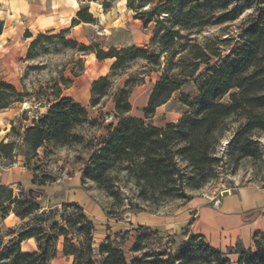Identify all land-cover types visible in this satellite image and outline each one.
Returning <instances> with one entry per match:
<instances>
[{
    "label": "trees",
    "instance_id": "16d2710c",
    "mask_svg": "<svg viewBox=\"0 0 264 264\" xmlns=\"http://www.w3.org/2000/svg\"><path fill=\"white\" fill-rule=\"evenodd\" d=\"M234 1L240 3L233 4ZM136 3L149 4L147 9L137 8L135 18L142 21L143 27L155 22L156 33L151 41L154 43L155 38H160L163 42L158 53L148 55L146 48L136 46L91 51L97 58H114L111 69L139 56L149 63H158L162 53H165L166 61L171 62L168 56L170 48L171 56L179 53L175 61L176 71L163 70L154 84L143 108L145 116L154 113L155 108L165 103L172 92L194 78L201 63L206 66L204 78L197 83L198 95L192 101L187 96H181L180 100L189 107V111L184 112L176 122L163 127L125 115L130 110L128 97L133 79L127 78L114 94V108L120 118L114 126L108 127L98 148L89 155L82 169L81 182L92 180L108 195L117 197L118 190L110 173L123 171L131 177L136 188L137 201L131 202L129 208L142 210L143 202L157 204L172 198L186 201L192 197L187 195V188L197 189L215 175L219 158L214 155V147L218 133L225 129L230 118L243 120L229 143L232 154L237 158L258 159L261 156L259 142L252 138V133L264 132V0H126L129 8ZM253 4L257 8L250 23L241 31L242 44L230 53V57L226 55L220 63L210 64V56H218L219 52L209 45H199L190 35L209 23L231 21L244 7ZM109 6V0L102 1L104 9ZM92 20L91 13L79 8L72 22ZM181 31L185 33L181 34ZM40 37L43 35L38 34L36 40ZM47 37H59L64 42L75 43L59 33ZM183 39L186 47L181 44ZM88 49L91 46H79L81 51ZM182 49H186L187 53H182ZM108 80V75H103L92 83V104L106 95ZM61 81L68 87L69 79L62 78ZM52 88L53 97L47 99L46 111L33 118L32 124L23 133L24 166L32 171L39 168L30 160L39 157L40 148L80 141L81 136L74 132V128L88 120L87 111L80 103L62 96V89L57 83ZM27 95V92L23 93L0 80V109L22 101ZM14 149V142H0V156L3 158L11 154L14 156ZM180 162L185 164L184 168ZM50 181L49 176L43 174L38 184ZM4 187L0 185V195L5 191ZM40 197V194L29 196L26 193L24 198L13 199L12 190L8 189L4 199H0L2 219L9 213L6 203H13L12 213L16 217L24 220L33 216L35 222L23 226L18 232L16 227L9 228L8 235H17L6 243L4 236L0 235V261L5 259L6 264H50L49 247L61 235L64 237L65 254L72 256L70 264H234L228 256L231 253L237 256L235 264H264V229L254 232L253 248L244 249L238 245L224 252L210 245L203 235L193 233L192 240L182 241L184 244L181 243L175 252L148 251L136 262H128L121 247L113 245L109 237L97 248L93 246L94 224L79 204H61L62 213L58 218L57 207L35 215L40 208L36 202ZM69 208L74 209V213L65 214ZM69 234L71 238L67 237ZM32 237L38 249L22 251L21 242ZM73 238L77 245L70 242Z\"/></svg>",
    "mask_w": 264,
    "mask_h": 264
},
{
    "label": "rangeland",
    "instance_id": "374dc122",
    "mask_svg": "<svg viewBox=\"0 0 264 264\" xmlns=\"http://www.w3.org/2000/svg\"><path fill=\"white\" fill-rule=\"evenodd\" d=\"M102 1L90 3L89 9L88 3L80 5L84 12L87 10L92 13L93 20L78 21L83 23L77 30L63 26L52 31L26 29L12 32V17L7 15L8 1L0 0V80L28 93L22 101L0 109V142L15 143L14 156H0V185L5 186L0 199H4L8 189L12 190L13 199L24 198L29 187L42 190L44 194L36 201L40 208L35 215L57 207L59 211L56 218L62 213L61 204L80 203L84 213L94 224L93 246L97 248L99 243L109 237L113 245L121 247L128 262H136L145 252H175L182 241L192 240L193 233L189 225L181 230L169 227L168 219L175 215L178 206L185 201L182 198H172L157 204L143 202L142 210L131 209L129 204L137 200L136 188L130 176L123 171L110 173L115 189L118 190V196L112 197L92 180H86L82 184V169L87 164L89 155L98 148L101 138L107 134L108 127L114 126L120 118L114 108L113 97L127 78L133 79L134 84L128 97L130 110L125 115L139 117L146 124L163 127L167 123L176 122L184 112L189 111V107L180 100L181 96H187L192 101L198 95L197 83L204 78L206 66L201 63L194 78L172 92L165 103L155 108L154 113L145 116L143 108L154 84L163 70L176 71L175 61L179 53L171 56L170 48L168 56L171 57V62H167L165 53H162L158 63H149L139 56L111 69L114 58H97L91 50L100 48L107 51L111 47L121 49L136 46L146 48L147 54L151 55L158 53L163 42L160 38H155L154 43L151 41L156 33L155 22L143 27L142 21L135 18V10L147 9L148 3H136L133 8H129L126 0H109L110 6L104 9ZM256 8V4L246 6L235 19L221 24L209 23L190 35L199 45H209L212 50L219 52L218 56H210V64L220 63L226 55L230 57V53L242 44L241 31L250 23ZM5 25L7 32L2 33ZM58 33L64 39L73 40L75 43L64 42L59 37H47ZM184 33L181 31V34ZM38 34L43 37L36 40ZM181 41L182 46L186 47L185 39ZM80 45L91 46V49L81 51ZM182 53H187V50L182 49ZM103 75L109 77L108 92L92 104V83ZM62 78L70 80L68 87L64 86ZM55 83L61 87L62 96L71 97L86 109L88 120L74 128V132L81 136L80 141L64 146L46 145L40 148L39 157L30 160V163L39 165V168L32 171L24 166L23 133L32 124L33 118L46 111V101L53 97L52 86ZM242 122V119L227 120L225 129L218 133L214 147V155L219 158L215 175L197 189L187 188V195L213 196L214 201L218 202L222 195L243 186L264 187V132L252 133V138L259 142L261 156L258 159L237 158L230 151V140ZM180 165L182 168L185 166L182 162ZM43 174H47L52 181L38 184ZM33 194L36 196L39 193L35 191ZM6 205L9 206L10 217L4 221L0 213V235L4 236V243L17 235H8L9 228L16 227L15 231L18 232L23 226L35 223L33 216L24 220L15 218L12 213L13 203ZM74 211L69 208L65 214ZM67 237L71 238L72 235ZM70 242L77 245L74 238ZM64 247V237L58 235L49 247L50 264L72 262V256L65 254ZM20 248L22 251L38 249L33 237L23 240ZM228 256L235 264L237 256L232 253ZM0 264H6V260H1Z\"/></svg>",
    "mask_w": 264,
    "mask_h": 264
},
{
    "label": "crops",
    "instance_id": "0c3cea01",
    "mask_svg": "<svg viewBox=\"0 0 264 264\" xmlns=\"http://www.w3.org/2000/svg\"><path fill=\"white\" fill-rule=\"evenodd\" d=\"M7 1V15L12 17V32H20L26 29L54 30L63 26L77 30L83 22H72V19L76 18L80 5L88 3L89 9L90 3L100 0ZM5 32L6 25L2 33ZM218 199L215 202L213 196L191 197L180 204L175 215L168 219L169 227L181 230L189 225L192 233L203 235L210 245L224 252L238 245L244 249L253 248L254 232L264 229V187L243 186Z\"/></svg>",
    "mask_w": 264,
    "mask_h": 264
},
{
    "label": "water",
    "instance_id": "95a60500",
    "mask_svg": "<svg viewBox=\"0 0 264 264\" xmlns=\"http://www.w3.org/2000/svg\"><path fill=\"white\" fill-rule=\"evenodd\" d=\"M35 191H38V193H39L41 196H43V194H44V192H43L42 190H36V189H34V188H32V187H29V188L27 189V193H28L29 196H33V195H34L33 192H35Z\"/></svg>",
    "mask_w": 264,
    "mask_h": 264
},
{
    "label": "bare ground",
    "instance_id": "6f19581e",
    "mask_svg": "<svg viewBox=\"0 0 264 264\" xmlns=\"http://www.w3.org/2000/svg\"><path fill=\"white\" fill-rule=\"evenodd\" d=\"M75 4V3H74ZM93 56V58L95 57L94 54H91Z\"/></svg>",
    "mask_w": 264,
    "mask_h": 264
}]
</instances>
